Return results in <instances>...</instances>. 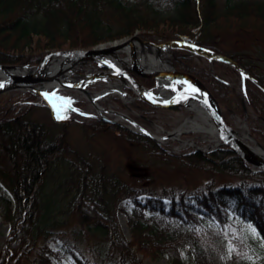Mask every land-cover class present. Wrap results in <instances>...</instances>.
I'll return each instance as SVG.
<instances>
[{
    "label": "trees",
    "instance_id": "obj_1",
    "mask_svg": "<svg viewBox=\"0 0 264 264\" xmlns=\"http://www.w3.org/2000/svg\"><path fill=\"white\" fill-rule=\"evenodd\" d=\"M158 1L165 3L164 11L155 6ZM104 14L110 15L115 26H104ZM225 29L264 33V4L225 0L220 8L217 0H0V64L37 66L49 50L90 48L139 31L155 44L184 41L236 61L260 85L246 78L238 90L216 72L238 74L223 62L217 61L212 71L194 57L182 55L175 65L200 78L222 107L237 114L244 113L245 96L248 106L264 121V49L255 48L253 55L250 50L224 51L215 32ZM141 82L155 85L152 80ZM12 99L11 105L0 103V179L12 196L0 193V213L11 224L10 236L0 249V264H54L53 258L60 261L65 254L50 248L57 239L67 252L80 251L85 264H148L141 255L157 259L164 253L170 254L172 264H185L179 248L186 244L189 264H256L251 261V246L264 255V172L252 171L229 147L173 155L153 139L115 123L96 120L81 125L86 133L89 128L112 134L161 160H180L200 171L239 179L221 185L210 180L190 192L172 190L157 196L131 186L104 166L96 171L70 146L67 124L55 121L58 130L52 134L45 124L32 120L38 107L33 93ZM138 104L147 109L146 114L162 111L141 101ZM253 134L264 143V131ZM130 179L142 186L149 180ZM49 180L55 181V187L46 194ZM126 199L134 203L128 218L130 240L117 217ZM61 214L74 215L80 225L107 237L108 246L97 260L87 258L86 250L92 249L84 232L69 235L61 229L66 225ZM164 230L177 236L166 238ZM209 231L219 234V244L231 247L230 258L223 260L219 245L206 246L198 237Z\"/></svg>",
    "mask_w": 264,
    "mask_h": 264
},
{
    "label": "rangeland",
    "instance_id": "obj_2",
    "mask_svg": "<svg viewBox=\"0 0 264 264\" xmlns=\"http://www.w3.org/2000/svg\"><path fill=\"white\" fill-rule=\"evenodd\" d=\"M217 1L220 8H222L225 0ZM246 1H256L264 4V0ZM155 6L160 8L161 11H164L166 8L165 3H162L160 1L156 2ZM109 16L107 17V15L104 14V16L102 17L103 19H106V21L103 22L104 26L105 24H114V22L109 19ZM117 23L118 22H116V24ZM113 26H115V24ZM215 35L220 45V48L226 52H249L250 50L251 54L253 55V50L255 48L264 49V33L256 30L246 29L244 31H241L225 29L216 31ZM135 36L147 42V40L140 36L138 31L132 36H128L123 39L111 41L108 43H101L90 48L77 49H106L115 46L118 43H123L128 40H131V38ZM139 43L143 46H149L146 44H142L141 42ZM128 47L126 50L127 54L129 55ZM69 49L76 48L49 50L47 54L53 51H63ZM168 49L169 57L172 62L173 68L177 69L175 65V59H177L178 56L184 55L194 57V59L199 64H202L203 66L208 67L210 70L215 71L214 65L217 60L202 56L197 52L190 51L182 47H168ZM120 56L118 58H114L112 56L105 55L104 57L115 66L122 67L124 65V61L123 58ZM58 58L61 57H57V59ZM120 58L123 61L121 65L116 63V61L119 62ZM85 62L86 63L84 66L82 65L81 67H77L75 69V73L70 74L64 80H77L79 78L84 77L85 75L104 73L109 72L111 70L110 68L105 70V68L103 67V63L97 64V62L93 61ZM29 66L34 69L39 65ZM228 66L236 69L238 74L229 75L221 69H217L216 72L219 75L223 76V78L228 80L230 83H232L238 90H242L243 80L246 78H244V76L240 73L237 68L231 65ZM239 74L241 75V77H239ZM139 81L141 84L148 88H154L156 86L155 80H152L155 82V85L153 87L147 86L141 82L146 80L139 79ZM258 84L260 85L259 82ZM40 87L43 88L42 91L46 95L34 91L15 90L1 94L0 103L11 105L14 102L12 101V98L22 97L25 93L29 92L33 93L36 97L35 103L38 105V107L31 114L32 120L45 124L49 129H51L52 134L56 133L58 130V127L55 125V121L67 124L69 126L68 140L70 146L81 156L86 157L88 161L92 163L93 168L96 171H98L102 166H104L107 168V171L110 174L120 176L122 180H124L126 183H129L131 186L140 190L145 189L147 192H151L152 194L157 196H164L172 190H186L190 192L197 187L204 186L210 180H214L218 185L224 183H237L239 181V179L237 178L222 173L212 174L209 172L200 171L180 160H161L155 157L154 155L150 154L148 151L140 148L139 146L126 142L109 133L94 131L90 130L89 128L86 129V133L81 126L82 124L90 125L96 120H103L102 116L98 113L97 107H94L91 101L80 92L66 90L59 86L51 87V85L48 86L44 84H42ZM107 89H110V92L107 93V95L102 97L100 100H98L99 106L106 110L102 112L104 117L115 120V115H112L114 113L127 115V118H131L145 129L151 131L158 140L154 141L158 143L160 147L164 148L165 150H167V152L173 155H183L192 152L211 153L212 151L217 150L221 146H224L222 144L223 141L220 144H217L213 140V138L208 134L191 130L186 126L181 130L177 138H173V133L180 127H182L186 120L194 118L196 116V113L194 111H191L187 107L159 108L162 109V111H159L157 113L151 112L150 114H146L145 110L147 111V109L143 108L138 104V101L141 100L137 98L135 89L131 86L129 82L124 85L120 81L105 80L97 81L93 86H88V90L91 92L93 98L95 97V94L104 92ZM176 89L177 88H169L168 91H166L162 95H172ZM123 92L127 94H124ZM95 102L97 101L95 100ZM141 102L144 103L143 101ZM243 104L244 113L242 115L237 114L231 111L230 109L224 108L220 105L224 119L227 124L233 129L234 132H240L242 127L247 126L251 140L243 139L244 143L249 142L252 146L260 145L261 148L264 149V143L258 138H256V136L253 134L254 130L264 131V121L260 117H258V115H256L253 110L248 106L245 96L243 97ZM149 107L157 108L151 106ZM108 111H110V113ZM199 121L204 120L200 119ZM118 122H120L122 125L119 123L115 124H118L122 127H124L123 125H127L133 129H136L135 127L130 126L128 122H125L123 120H120ZM130 131L134 132L133 130ZM169 134H171V137L166 138ZM248 166L252 171H254L251 165ZM131 176H138L140 178L145 177L149 180L146 181L143 186L135 185L131 182ZM54 187L55 181L53 182V180H49L45 188V193L51 194ZM0 193L12 198L10 191L7 189L6 185L1 181V179ZM145 196H142L141 198L144 199ZM57 198V196H54L53 200H57ZM166 203H168V200H166ZM133 208V201L131 199H126L120 203L119 210L117 212V217L120 222L121 228L126 238H128L129 240L131 239V228L128 222V218L133 213ZM227 213L230 214L229 212ZM146 215L148 216L149 214L146 213ZM59 218L61 220H65L66 225L61 227V229L63 231L69 232V235H74L75 233H79L78 235H82L81 233L84 232V235L86 236L85 241H88L89 247L92 249V251L86 250L87 258L91 259L92 261L97 260L98 256L106 250L108 246V242L106 240L107 237L101 232H98L94 229H88V227H83L82 225H80L74 215L61 214ZM10 231L11 224L7 223L0 213V249H3L5 247L6 242L10 236ZM164 231L165 232L163 234L166 235V238L177 236V233L174 231ZM181 237L182 239L184 238L182 235ZM198 237L206 244V246L219 245L220 252L222 253L221 258L223 260H225L227 257L230 258L231 247L229 245L226 246L225 242L223 244H219L220 236L215 231H209L208 233H199ZM50 248L54 251L65 252L60 261L53 258L54 264H85V258L82 256L81 252L76 249L67 252L66 250L68 248L60 239L52 241L50 243ZM188 249L189 244H186V247L181 246L179 248L180 257L185 264H189V258L187 256ZM249 251L252 262H255L256 264L264 263V255L260 253L258 248L251 246L249 248ZM141 257L148 264H172V257L169 253H164L157 259L145 257L144 255H141Z\"/></svg>",
    "mask_w": 264,
    "mask_h": 264
},
{
    "label": "water",
    "instance_id": "obj_3",
    "mask_svg": "<svg viewBox=\"0 0 264 264\" xmlns=\"http://www.w3.org/2000/svg\"><path fill=\"white\" fill-rule=\"evenodd\" d=\"M136 40L142 44L153 47L186 48L190 51L197 52L202 56L231 65L237 68L244 78H249L257 82L252 75H250L244 68L228 56L218 54L204 47L184 41H172L158 45L152 42L143 41L139 37L135 36L131 38V40L123 42L118 46H112L106 49H69L63 51H53L48 53L42 59L39 66L34 69L29 65L0 64V95L15 90L34 91L44 94L42 91L43 88L40 87L42 84L48 86L51 85V87H54L56 84L63 89L77 91L84 94L91 101V103L97 107L95 99L88 90V86H93L97 81L105 80L120 81L124 85L129 82L135 89L137 98L151 107H187L193 111L192 109L195 105L201 106L208 113L215 127L220 132L223 139L222 144L227 145L233 152L238 154L247 165H251L254 172H264V156L253 151L236 137L235 132L224 119L219 102L206 84L196 75L177 70L176 68L169 70H156L151 73L141 71L133 61H130L126 50L127 47L133 44ZM112 54L121 55L120 57H122L124 61V65L122 67L115 66L104 57L105 55L112 56ZM57 57H62V59L59 60L55 73L49 74L45 68L51 60H54ZM85 61H93L100 64L103 63L111 70L104 73L85 75L77 80H64L70 74L75 73L77 65ZM119 65L121 64L119 63ZM64 66H67V69L64 72H61L60 69ZM139 79L155 80L156 86L154 88L145 87L140 83ZM160 83H168L169 88L177 89L172 95L163 96L158 89ZM178 86H180V88H178ZM102 118L104 121L109 123L121 124L116 120L106 117ZM128 121L134 125L136 129L127 125H123L124 127L158 141L151 131L145 129L136 121L131 118H128ZM169 137H171V134H169L166 138Z\"/></svg>",
    "mask_w": 264,
    "mask_h": 264
},
{
    "label": "bare ground",
    "instance_id": "obj_4",
    "mask_svg": "<svg viewBox=\"0 0 264 264\" xmlns=\"http://www.w3.org/2000/svg\"><path fill=\"white\" fill-rule=\"evenodd\" d=\"M122 43H118L115 46H118ZM103 47V46H102ZM129 55L128 57L130 58V61H133L138 68L143 71V72H154L156 70H169L173 69L172 62L169 57V49L168 47H153V46H143L141 45L138 41H134V44H131L128 47ZM112 57L118 58L119 55L112 54ZM61 58H55L54 60H51L48 65L46 66V70L49 72V74L55 73V70L57 69L59 60ZM121 59V58H120ZM119 62L116 61L118 64H122V59ZM114 62V61H113ZM86 62L80 63L77 65V67H81L82 65L84 66ZM76 67V68H77ZM67 69V66H64L63 68L60 69V71L64 72ZM52 83V82H51ZM55 86H58L55 84ZM54 86V87H55ZM113 88V87H112ZM159 91L163 94L169 89V84L168 83H160L158 87ZM110 92V89H107L104 92L97 93L95 94L94 99L97 101V109L99 106L98 100H100L102 97L107 95V93ZM96 107L95 105H93ZM195 113L196 116L194 118L186 120L184 125L180 127L178 130H176L173 134V138H177L181 130L186 126L190 128L191 130H195L198 132L206 133L209 136L213 138V140L217 143L220 144L223 139L220 134V132L217 130L215 127L212 119L208 115V113L199 105H195L192 109ZM101 111V110H99ZM112 115H115V120L120 121L123 120L125 122H128L130 126L135 127L132 125L129 121L128 118L126 117L127 115L120 114V113H114ZM200 119L204 121H199ZM136 128V127H135ZM236 137L246 146L250 147L253 151L258 153L259 155L264 156V149L261 148L260 145L252 146L249 142L244 143L243 139L246 140H251V137L249 135V130L247 126L242 127L240 132H235Z\"/></svg>",
    "mask_w": 264,
    "mask_h": 264
}]
</instances>
